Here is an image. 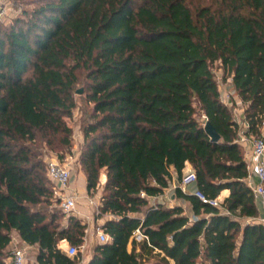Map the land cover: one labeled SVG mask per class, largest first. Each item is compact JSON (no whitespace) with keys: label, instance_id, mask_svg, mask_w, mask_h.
<instances>
[{"label":"trees","instance_id":"16d2710c","mask_svg":"<svg viewBox=\"0 0 264 264\" xmlns=\"http://www.w3.org/2000/svg\"><path fill=\"white\" fill-rule=\"evenodd\" d=\"M0 25V264L11 235L37 250L35 264H264V226L246 183L239 124L212 72L219 63L244 106L243 135L264 116V0H35ZM82 83L85 190L102 188L98 215L108 241L82 261L85 227L52 208L41 148L71 147L67 119ZM209 121L220 139L212 142ZM188 163L195 190L182 206L152 205ZM56 203L57 200H56ZM60 219H65L60 222ZM138 230L143 240L132 239ZM131 248L128 250V245Z\"/></svg>","mask_w":264,"mask_h":264},{"label":"rangeland","instance_id":"374dc122","mask_svg":"<svg viewBox=\"0 0 264 264\" xmlns=\"http://www.w3.org/2000/svg\"><path fill=\"white\" fill-rule=\"evenodd\" d=\"M6 8V16L0 25L3 28L9 27L15 19L22 17L24 12H30L35 9L36 3L35 0H3ZM24 18V17H22ZM212 72L217 84L218 91L220 93V99L224 105H226L233 114L234 120L239 124L241 128H245L242 122L244 119V106L241 104L239 98L236 96V93L233 90L231 85L230 77L223 72L219 63H214L212 66ZM83 84L80 83L75 87V101L76 108L72 113V116L67 119V124L72 130L71 136V147L68 151H66L62 158H59V154L55 151H50L46 149V147L41 148V160L45 165V169L47 163L56 159L59 163L64 164L68 170L70 171V192L76 197V214L73 216L80 221L82 225H84V243L83 247L79 249L81 260L85 261L92 254V250L94 246L99 244V237L97 235V229L100 225L107 219L109 216L104 215L100 218L98 215V206L100 203V197L102 193V188L105 182L104 175H101L99 186L97 190L93 193H87L86 190H83L82 178L83 173L78 164L79 154L83 145V134L81 131L82 124V108L83 103L81 99V94H76L78 90L83 91ZM244 122V120H243ZM53 187V185L51 184ZM52 200V208L60 211L62 214L71 216L70 213H64L61 209L59 203H56L57 198L53 194L51 197ZM169 199L164 201L165 205H169ZM65 219H60V222H64ZM11 245H9L8 251L11 254L12 248L14 246L23 247L21 241L17 238L15 234L11 235ZM129 249V248H128ZM37 250L35 247H29L25 252V260L26 264H35V256ZM145 264H153L151 260L149 263Z\"/></svg>","mask_w":264,"mask_h":264},{"label":"built area","instance_id":"2783aa9c","mask_svg":"<svg viewBox=\"0 0 264 264\" xmlns=\"http://www.w3.org/2000/svg\"><path fill=\"white\" fill-rule=\"evenodd\" d=\"M5 16L6 8L4 5V1L0 0V23L3 21ZM244 127L245 128H241L239 126V142L249 140L250 156L247 165V171L248 176H250V174H253L257 181V183L255 184H248V187L251 189L253 196L259 202L260 205V213L254 219V221L264 226V135H261L259 138H247L243 135V131L247 128L246 122H244ZM46 176L53 185V194L57 198V202L59 203L63 212L70 213L72 215L76 214V197L70 192V171L68 170V168L64 164L59 163L56 159H52L47 163ZM194 182L195 174L193 170L183 172L181 181L177 184L170 182L169 187L164 190L162 194L148 197L145 195V193L141 192L140 197L147 199L152 205H155L157 203H163L162 201L160 202V200H168L172 195L171 192L175 188H179L183 193H189L187 192V187L190 184H194ZM190 194H193L195 197H197L200 201L204 203H209L213 206L218 205L217 199L209 201L200 192L196 190H194ZM97 235L99 237V243H105L108 241L107 235L104 234L100 228L97 229ZM144 238L145 237H143L138 230H136L132 236V239L136 242H139ZM62 241L64 240L59 241V243ZM11 243L12 241H10V245ZM21 243L23 247L19 248L17 246H14L12 248L10 256L5 260L6 264H26L25 252L26 249L29 248V246L23 242ZM59 243L57 244L58 249H60L62 252H64L70 257L74 256L78 252V250L83 247V244L79 247H76L68 243L67 246L63 248L59 245Z\"/></svg>","mask_w":264,"mask_h":264},{"label":"crops","instance_id":"0c3cea01","mask_svg":"<svg viewBox=\"0 0 264 264\" xmlns=\"http://www.w3.org/2000/svg\"><path fill=\"white\" fill-rule=\"evenodd\" d=\"M243 120L244 119H242V122L241 123H243V125H244V122L245 121L243 122ZM261 135H264V122H263V126H262V129H261ZM239 144L243 148V156H244V159H245V162H246V167H247L248 162H249V156H250L249 155L250 154V143H249V140L243 141V142H239ZM191 170H192L191 166L188 163H186L185 164V167H184V169L182 171V174H183V172H187V171H191ZM170 173H171V182H173L174 184H177L178 181H177V178H176V174L173 171H170ZM82 176H83V178H82L83 190H85V177H84V175H82ZM246 183H247V185L248 184H255V183H257V181H256L255 177L253 176V174H250V176H248L246 178ZM194 190H195L194 184H190L187 187V192H189V193H192ZM228 195H229V191L228 190L221 191L220 192V195L217 198V202L219 204L222 203L223 200ZM161 201L164 203L165 200H160V202ZM169 202L170 203L167 206H169V207H173V206H177V205L182 206L183 209H184V214L186 216L190 217V218H193V215H192V212H191V208H190V206L187 203H185V202H183L181 200H174L173 197H172V195L169 198ZM255 203H256L257 210H258V214H259L260 213V205H259V202L256 199H255ZM101 225H100V227H101ZM67 244H68V242L66 240H64V241H62V242L59 243V245L61 247H63V248H65L67 246ZM29 247H31V246H29ZM128 248H129L128 250H130V248H131L130 244L128 245ZM171 264H173V263L171 262Z\"/></svg>","mask_w":264,"mask_h":264},{"label":"water","instance_id":"95a60500","mask_svg":"<svg viewBox=\"0 0 264 264\" xmlns=\"http://www.w3.org/2000/svg\"><path fill=\"white\" fill-rule=\"evenodd\" d=\"M76 94H82V90H78ZM203 129L212 142H217L220 139L219 134L216 132V130L209 121L205 122Z\"/></svg>","mask_w":264,"mask_h":264}]
</instances>
